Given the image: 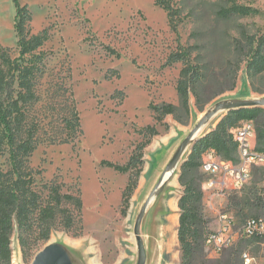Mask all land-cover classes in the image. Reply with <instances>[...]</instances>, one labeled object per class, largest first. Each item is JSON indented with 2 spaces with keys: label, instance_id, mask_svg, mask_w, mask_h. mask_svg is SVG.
<instances>
[{
  "label": "rangeland",
  "instance_id": "rangeland-1",
  "mask_svg": "<svg viewBox=\"0 0 264 264\" xmlns=\"http://www.w3.org/2000/svg\"><path fill=\"white\" fill-rule=\"evenodd\" d=\"M17 1L30 14V34L45 30L48 35L39 50L43 53L41 71L33 79L35 99L24 104L18 125L20 139L27 137L29 129L35 132L37 146L27 159L33 189L46 204L49 188L58 186L60 194L78 196L82 206L79 215L73 213L80 235L57 227L49 240L39 243L29 256L22 254L14 220L12 264H31L50 244L63 247L73 264H84L83 250H77L81 237L93 247L92 256L100 255L105 263L116 259L123 248L137 252L133 229L140 209L177 147L203 114L218 102L264 98V74L249 80L246 63H238L231 46L240 27L252 35L264 31V0H202L196 21L186 20L175 30L169 26L166 13L155 6V0ZM229 1L252 7L257 14L213 22L211 15L216 6ZM15 12L13 0H0V46L11 59L18 57ZM195 27L202 31L198 45L204 78L198 85V95L204 109H197L190 93L186 125L172 116L158 122L150 105L179 103L176 85L183 65L167 64L168 57L179 47L196 45L191 38ZM12 88L17 90L16 83ZM74 112L79 119L78 130L73 141L64 143L69 137L64 121ZM225 114L219 113L197 140L212 131ZM147 127H154L158 134L151 136ZM147 141L140 151L143 165L136 188L125 205L123 192L136 170L120 174L101 162L124 166ZM151 144L157 146L153 151ZM191 148H187L180 164ZM210 156L214 155L208 154L206 159ZM231 163L237 164L238 160ZM10 168L7 149L0 157V169L7 172ZM179 173L178 167L159 196L173 186ZM202 191L207 232L218 230L223 213L229 212L237 224L264 216V168L255 167L240 190H209L204 183ZM250 192L254 193V205H237ZM63 207L72 209L67 203ZM148 212L141 223L143 240ZM244 251L255 258L256 264H264V240L245 242ZM204 252L207 260L221 258V254Z\"/></svg>",
  "mask_w": 264,
  "mask_h": 264
},
{
  "label": "trees",
  "instance_id": "trees-1",
  "mask_svg": "<svg viewBox=\"0 0 264 264\" xmlns=\"http://www.w3.org/2000/svg\"><path fill=\"white\" fill-rule=\"evenodd\" d=\"M201 2L203 1L155 0V6L166 13L169 26L175 30L186 20H191L193 23L196 21ZM13 3L16 9L14 31L18 57L11 59L8 52L0 46V157L8 149L11 166L7 172L0 169V264H12L11 236L14 220L19 231L18 241L23 256H29L31 250L39 243L47 242L57 227H63L69 232L75 231L78 233L75 234L77 236L81 234V229L75 226L73 214L77 211L79 215L82 206L78 196L62 195L58 186H51L48 202L43 204L40 196L33 189V179L27 166V159L37 146L34 140L35 132L29 129L27 137L20 139L18 125L23 115L24 104L35 99L33 79L41 71L43 53L39 50L48 40V35L45 30L31 35L27 30L30 14L26 6H21L17 0H13ZM256 14L257 11L252 7L229 1L217 5L211 17L213 22H226L236 17L247 18ZM200 31L195 27L191 33L196 45L179 47L168 57L167 64L183 65L176 85L179 103L150 105L158 122L166 116H172L177 123L186 125L189 119L190 93L195 97L197 109L200 112L204 109L205 104L198 95V85L204 78V66L199 61L201 45H198V38L202 32ZM231 46L238 63H246V75L249 80L253 81L264 74V31L252 35L244 27H240L237 37L232 39ZM194 52H196L195 56H193ZM14 83H16V91L12 88ZM244 121L254 123L255 149L264 154V107L242 109L226 113L212 131L200 137L193 144L180 167L178 182L182 194L178 200L180 211L178 242L181 252L179 264H242L241 255L245 252V242L258 240L242 238L230 248L223 250L218 260L206 259L205 239L211 232H207V221L202 208V185L207 180L202 172V166L208 154H213V157L227 162L238 160V146L232 131ZM64 123L69 133L68 139L64 141L67 143L73 141L78 130L77 114L74 112L72 118L66 119ZM146 131L151 136L158 134L154 127H147ZM148 143L149 141L138 147L139 152L134 154L124 166L101 162L102 166L112 168L120 174L132 173L136 170L134 178H130L123 192L125 205H128L136 188V178L143 165L140 151ZM253 198L254 193L250 192L243 196L237 205L251 207L254 205ZM63 203H67L72 209L63 207ZM125 210L126 208L123 214ZM246 220L237 225L241 226Z\"/></svg>",
  "mask_w": 264,
  "mask_h": 264
},
{
  "label": "built area",
  "instance_id": "built-area-1",
  "mask_svg": "<svg viewBox=\"0 0 264 264\" xmlns=\"http://www.w3.org/2000/svg\"><path fill=\"white\" fill-rule=\"evenodd\" d=\"M238 146V163L223 161L210 156L202 166L206 175L207 189L240 190L250 180L255 167L264 168V154L256 151L255 126L252 121H244L232 131ZM220 226L217 231L208 234L205 239V249L211 254L219 255L240 239L264 240V216L249 218L241 226L237 225L234 216L229 212L220 215ZM242 264H256L249 252L241 255Z\"/></svg>",
  "mask_w": 264,
  "mask_h": 264
},
{
  "label": "crops",
  "instance_id": "crops-1",
  "mask_svg": "<svg viewBox=\"0 0 264 264\" xmlns=\"http://www.w3.org/2000/svg\"><path fill=\"white\" fill-rule=\"evenodd\" d=\"M161 147V144H157ZM151 151L155 150L157 146ZM173 186L159 196L155 203L148 208L149 212L143 222V243L146 252L145 264H179L181 260V252L178 242V227L180 211L178 208V200L182 194V188L179 185L178 177L174 180ZM79 238L77 250H83L84 264H136L137 252L126 249L119 250L116 259L105 263L100 255L92 256L93 247L90 242L86 244L85 238Z\"/></svg>",
  "mask_w": 264,
  "mask_h": 264
},
{
  "label": "water",
  "instance_id": "water-1",
  "mask_svg": "<svg viewBox=\"0 0 264 264\" xmlns=\"http://www.w3.org/2000/svg\"><path fill=\"white\" fill-rule=\"evenodd\" d=\"M264 107V98L258 100H233L222 101L216 103L209 111L205 112L194 128L190 131L187 137L179 144L176 151L172 155L168 164L166 165L158 183L154 187V190L150 193L146 201L144 202L140 212L136 218V222L133 229V234L136 241L137 248V263L145 264L146 252L144 248L143 239L140 234L141 223L144 215L149 208L150 203L156 200L162 193L165 186L172 180L175 175L176 169L181 167L180 164L185 151L189 146L197 141V137L200 132L221 112L228 113L230 111H237L242 109L262 108ZM168 174V176H167ZM31 264H73L67 251L56 244H50L40 251L33 259Z\"/></svg>",
  "mask_w": 264,
  "mask_h": 264
},
{
  "label": "bare ground",
  "instance_id": "bare-ground-1",
  "mask_svg": "<svg viewBox=\"0 0 264 264\" xmlns=\"http://www.w3.org/2000/svg\"><path fill=\"white\" fill-rule=\"evenodd\" d=\"M202 131H203V130H202ZM202 131H201V132H202ZM201 132H200V133H201ZM167 176H168V174H167Z\"/></svg>",
  "mask_w": 264,
  "mask_h": 264
}]
</instances>
